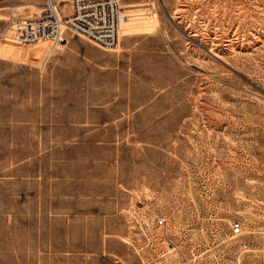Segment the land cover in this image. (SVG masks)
I'll return each instance as SVG.
<instances>
[{
	"label": "rangeland",
	"instance_id": "rangeland-1",
	"mask_svg": "<svg viewBox=\"0 0 264 264\" xmlns=\"http://www.w3.org/2000/svg\"><path fill=\"white\" fill-rule=\"evenodd\" d=\"M118 1L53 49L0 0V264H264V0Z\"/></svg>",
	"mask_w": 264,
	"mask_h": 264
},
{
	"label": "built area",
	"instance_id": "built-area-1",
	"mask_svg": "<svg viewBox=\"0 0 264 264\" xmlns=\"http://www.w3.org/2000/svg\"><path fill=\"white\" fill-rule=\"evenodd\" d=\"M118 0H72L71 12L61 15L55 0H46L44 13L18 19L13 12L2 31L4 39L21 42H52L58 45L65 30H70L104 49L118 43ZM163 220H159L162 223ZM235 233L241 230L239 222L232 224ZM247 247V244H243Z\"/></svg>",
	"mask_w": 264,
	"mask_h": 264
},
{
	"label": "bare ground",
	"instance_id": "bare-ground-1",
	"mask_svg": "<svg viewBox=\"0 0 264 264\" xmlns=\"http://www.w3.org/2000/svg\"><path fill=\"white\" fill-rule=\"evenodd\" d=\"M126 28H128V27H126V25L125 26H123V28H121V26L118 28L119 29V32H118V35H119V33H120V31H125L126 30Z\"/></svg>",
	"mask_w": 264,
	"mask_h": 264
}]
</instances>
